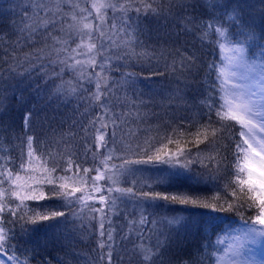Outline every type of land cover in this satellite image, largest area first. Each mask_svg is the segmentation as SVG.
<instances>
[{
    "label": "trees",
    "instance_id": "16d2710c",
    "mask_svg": "<svg viewBox=\"0 0 264 264\" xmlns=\"http://www.w3.org/2000/svg\"><path fill=\"white\" fill-rule=\"evenodd\" d=\"M121 3L125 20L128 16L135 19V9H140L137 32L128 29L125 34L124 25L119 27L115 33L118 44L106 47L103 59L100 38L95 39L94 63L90 68L75 69L72 55L77 51L74 43H63L66 37L54 25L61 21L57 14L37 11L33 0H20L19 4L0 0V72L4 74L0 81V229L16 236L11 243L17 251H8V255L18 257L13 264H41L45 260L49 264H109V257L110 264H138L145 259L143 255L148 256L145 264H150L157 253L162 255L155 264H186L190 257L192 264H212L216 239L239 221L255 223L260 214L264 196L251 193L248 177L240 169V127L223 109L217 69L223 43L242 44L249 58L264 65V16L260 12L264 4L261 0H167L183 5L184 10L179 15H157L161 0ZM237 4L247 25L246 35L235 34L236 29L230 33L227 24L201 27V20L211 23L209 17ZM24 6H31V12L27 14L30 19L20 26L24 29L21 32L16 24ZM149 6L156 12L145 15ZM217 28L224 34L216 32ZM194 56L200 59L189 72L188 60ZM211 62L215 70L209 78L206 64ZM125 64L135 67L121 66ZM10 66L21 75L8 79L6 69ZM131 73L135 75H127ZM107 80H119L118 88L113 83L105 85ZM118 95L125 106L135 108V117L129 114L127 124L146 127L139 137L146 139L156 126L153 140H147L148 148L136 156L118 152L117 145L106 140L100 149L97 145L99 124L106 131L108 125L113 129L121 126L112 122L107 108ZM29 110L34 114L31 130L23 127V116ZM124 130L129 131L127 126ZM157 141L162 144L155 156L151 149H156ZM176 153L188 158L185 163L199 159L207 165L213 160L206 172L196 165L193 170L185 169V178L180 173L178 179L187 188L161 183L147 189L149 195L199 197L198 206L161 200L186 215L178 231L168 228L164 240L151 242L138 240L139 231H132L130 223L128 227L103 223L100 230L96 221L86 222L89 217L97 220L98 212L105 208L103 217L109 219L108 206L117 204V212L124 202L120 193L111 194L105 178L109 169L118 168L125 158L152 160L141 164L155 168L156 157ZM182 166L169 169L184 170ZM53 187L64 195L53 196ZM68 192L75 199H70ZM205 204L209 207H202ZM221 205H235L236 210L214 209ZM10 210L13 215L9 217ZM54 212L71 214L40 221V215ZM120 214L126 217L124 212ZM9 219L17 223H5ZM9 228L13 232H7Z\"/></svg>",
    "mask_w": 264,
    "mask_h": 264
},
{
    "label": "rangeland",
    "instance_id": "374dc122",
    "mask_svg": "<svg viewBox=\"0 0 264 264\" xmlns=\"http://www.w3.org/2000/svg\"><path fill=\"white\" fill-rule=\"evenodd\" d=\"M33 4L38 8L43 9V14H55L60 17V23L54 22L57 31L60 29L61 33L66 37L63 41L64 44L69 42L74 43L73 53V66L75 69L90 68L95 59V39L100 38V46L103 51L107 50L106 47H114L118 44L116 37V30L123 24L121 20H125V16L121 13L123 0H37ZM56 11V12H55ZM40 12V11H39ZM63 20V21H62ZM97 33L99 36H97ZM97 36V37H96ZM240 46L234 44H224L220 50V60L217 69V81L221 91V100L223 103V109L226 114L231 117L230 108L233 111L236 104H246L251 112L242 113L248 118L253 119L257 125L264 124V65L262 62L253 60L247 56V52L244 48L243 58L236 52V49ZM114 54V51H113ZM77 56V57H76ZM110 57H114L110 55ZM114 81L116 83H114ZM105 82V81H104ZM119 80H113L112 82L106 81V84L113 83L116 88ZM126 102H121L120 95L114 98L107 108L109 109V116L112 122H117L119 127H110L108 125V131L105 130L102 125H98L97 129V145L100 149V145L103 140L109 142V144H115L118 147V152L130 153L129 156H136V153H140L141 150L148 148L147 140H153V128L149 132L146 139L141 135L142 130L146 127L142 124L132 125L127 124V119L132 114L135 117V108L131 105L125 106ZM133 106V105H132ZM126 110V112H124ZM231 120H233L231 118ZM235 121V120H233ZM240 127V146L243 147V139H249L253 144L257 141L264 140V132H261L259 127L253 129L252 133H248V129L244 128L238 121H235ZM128 127L129 131H125L124 128ZM150 128V127H149ZM132 130L134 131L132 133ZM241 132L245 133V136H241ZM130 140H128L129 135ZM113 137L115 139L113 140ZM128 137V138H127ZM255 137V139H253ZM103 138V139H102ZM162 142H156V149H151L156 156L159 152V147ZM115 147V146H113ZM240 148H238V151ZM241 153L240 169L245 167V175L248 177L247 161L245 160L244 152ZM114 156L117 159L119 155L108 154ZM121 155V154H120ZM128 157V155H126ZM160 161L172 160L180 161V166L186 164L187 157L177 156V153L169 156H158ZM125 158V157H124ZM122 164L119 163L118 168L109 169L105 178L110 185L109 189L111 194H119L124 202L121 207H118L116 212V205L112 204L108 206L109 216L111 219L104 218L103 212H98L96 217H89L86 222L91 224L96 221L98 228H102L104 224L108 222L116 227L123 224L128 227L131 225L132 231H139L138 240L148 239L151 242L158 241V239L164 240V232L168 228H174L178 231L179 226H183L186 215L180 209L172 208L170 206L162 204L161 200L151 201L145 200L139 202L138 198L143 193H148L147 189L159 184H165V186L171 185L172 187H178L181 189L187 188L178 178L184 175L186 177L187 171L180 168L169 169L174 167L166 163H158L155 168L147 167V165L141 163H135L132 158H125ZM157 161V157L155 159ZM122 162V161H121ZM251 183H247L251 193H256L258 196H264V168L259 163L253 162ZM181 173V174H180ZM178 174V175H177ZM99 177V176H98ZM100 179V177L98 178ZM249 180V178L247 179ZM246 180V181H247ZM129 183H127V182ZM157 181V182H156ZM156 182V183H155ZM200 182V177H199ZM198 182V183H199ZM132 183V184H131ZM134 184V185H133ZM123 185V187H122ZM144 185H148L144 187ZM122 187V189H121ZM247 187V188H248ZM128 200V201H127ZM120 212H124L126 217L123 219ZM108 214V213H107ZM195 219V218H194ZM144 221H159V223ZM239 221V220H238ZM256 221V220H255ZM254 221V222H255ZM104 223V224H103ZM84 222L82 223V226ZM130 228V229H131ZM255 228V232L250 233V229ZM145 248V244H144ZM143 248V249H144ZM212 264H264V225H260L255 222L239 221L238 223L231 225L228 229L216 239L213 249ZM151 252V251H150ZM142 261L147 262V255H143ZM140 264V263H138Z\"/></svg>",
    "mask_w": 264,
    "mask_h": 264
},
{
    "label": "snow or ice",
    "instance_id": "6c2138e0",
    "mask_svg": "<svg viewBox=\"0 0 264 264\" xmlns=\"http://www.w3.org/2000/svg\"><path fill=\"white\" fill-rule=\"evenodd\" d=\"M16 3L19 4L20 0H16ZM261 3L264 4V0H261ZM160 11L158 13H156L157 15L160 14H164V13H168V14H172L175 13L177 15H179L180 12H182L184 10V6L180 5V6H176L174 4H169L167 3V0H161V3L157 6ZM213 8H216L217 5L213 4L212 5ZM38 11H43V9L38 8ZM31 12V6H24L21 9V15H20V19L16 24V29L23 32L24 29L21 28V25H24L25 22L30 19V16L27 15L28 13ZM135 12L137 13L136 18L133 19L131 16H128V18L126 20H121L120 23H122L124 25V31L125 34H128L127 30L128 29H132L133 33L137 32L138 29V22L140 20V9L137 8L135 9ZM147 12H156L155 8H152L151 6H149V8L147 9L145 15L147 14ZM261 15L264 16V9H260ZM225 17H227V19H225ZM209 20L211 21V23H208V21L205 20H201V27H209L211 28L213 25L215 24H227L228 25V31L231 33L233 29H236L237 32L235 34H239V35H246V28L247 25L244 22L243 19V15H242V9L241 6L239 4H237L234 7H231L230 9L228 7H224V11L220 14V15H212L211 17H209ZM199 30V29H198ZM216 32H218L220 35H223V31H221L220 28L215 29ZM262 36H264V33L261 34ZM25 39H27V37H25ZM0 42H2V40H0ZM138 36H137V43H138ZM11 47V45H9ZM101 47H103V44H101ZM13 51H15V49H13ZM236 52L240 55L241 59L243 58V52H244V47L241 44V46L239 48L236 49ZM12 57L9 56V60H11ZM101 59H103V57H101ZM199 57H195L193 59H189L188 60V65H190L191 67H188V71L192 72V68L196 67L195 61L199 60ZM8 60H5L4 63H8ZM122 67H135L134 64H125V65H121ZM43 65H41V70H43ZM102 67V66H101ZM206 75L209 76V78H211V73L215 70V65L214 62L211 63H207L206 64ZM199 70H203V69H199ZM7 74H8V79H12L13 77L19 76L21 75V73L19 72H15L13 70V68L10 66L8 69H6ZM54 76H58V73H53ZM121 75H125V74H121ZM127 75H135L134 73L131 74H127ZM4 80V74L2 72H0V81ZM114 83H116L114 81ZM208 99H211V97H208ZM209 108H211V105H209ZM235 109H237L238 111H233L230 108V114H231V118L235 121H238L244 128L248 129V133H252L253 129L256 127H259L261 132H264V124L262 125H257L256 122L251 119L248 118L246 115L242 114L245 112H251V109H249L247 107L246 104H236L235 105ZM33 112L31 110H29L27 113L24 114L23 116V127L27 128L28 130H31V122L33 119ZM241 136L244 137L245 133L241 132ZM103 139V138H102ZM115 139V137H113V140ZM253 139H255V137H253ZM29 143H31L32 138L28 137ZM243 147H241L240 145H237L238 148H240V151L244 152L245 154V160L247 161V167L249 169L248 171V182L251 183V177H252V172H251V168L253 165V162L259 163V165L264 168V140H260L257 141L256 144H253L249 139L245 138L243 139ZM152 160H147V161H136L135 163H152ZM156 162H160V163H166L172 166H177L180 164L179 160L176 161H172V160H163L160 161L159 157H157V161ZM213 163L212 159H209V162L207 165H204L199 159H194L192 160L190 163H186L184 164L182 167L184 169H188V170H193L194 166L199 165L201 170H203L204 172H206L209 168H211ZM223 161H218L217 162V169L222 165ZM85 171H88L87 169H85ZM241 171H245L244 168L241 169ZM99 178V177H97ZM157 182V181H156ZM155 182V183H156ZM245 181L241 180L240 183H244ZM49 184L52 183L51 180L48 181ZM148 185H144V187H147ZM50 192L53 194V196L55 195H64L63 193H60L59 189L56 187H53L50 189ZM67 196L70 199H75L74 197H72V193L68 192ZM40 197H33V199H39ZM23 199V198H22ZM199 199V197L196 198H192L189 195L183 194V193H178L175 195H161L160 193H156L155 195H149L148 193H143L142 196H140L138 198L139 202L145 201V200H151V201H157V200H163L167 203H171V204H180V205H193V206H198L197 205V200ZM101 200H103V196H101ZM202 207H209V205H202ZM218 211L221 212H232L236 210V206L235 205H229L228 208L223 207L222 205L219 207L214 208ZM71 212H69L68 214L64 213V212H54L52 213L51 216L48 215H40L39 219L40 221H51L53 220L55 217L57 216H65V215H70ZM13 215V213L11 212V210L9 211V217ZM255 220L257 223H259L260 225H264V201L261 202L260 204V214L257 215L255 217ZM12 223L15 224L17 223L16 220H6L5 223ZM145 223L148 222H152V223H159V221H144ZM33 223H35V221H33ZM23 227V225H22ZM256 229H250V233L251 232H255ZM7 232H13V229L9 228L7 229ZM16 240V236L13 232L12 235H7L6 232H4L2 229H0V264H13L14 261H16L18 259V257H16L15 255H8V251L12 250L13 252L17 251L16 246L13 245L11 243V241ZM5 244H7V248L5 247ZM162 255V253H157L155 256H153L152 261L150 262V264H155L156 259ZM33 257H29V259H32ZM111 261V257H109V264ZM21 264H23V262H21ZM41 264H49V261L45 260L42 261ZM140 264H145L144 261H140ZM186 264H192V258L190 257L189 260L186 262Z\"/></svg>",
    "mask_w": 264,
    "mask_h": 264
}]
</instances>
